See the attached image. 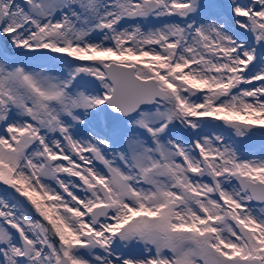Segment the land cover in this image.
<instances>
[{"label": "snow or ice", "instance_id": "6c2138e0", "mask_svg": "<svg viewBox=\"0 0 264 264\" xmlns=\"http://www.w3.org/2000/svg\"><path fill=\"white\" fill-rule=\"evenodd\" d=\"M257 137L264 0H0V264H264Z\"/></svg>", "mask_w": 264, "mask_h": 264}, {"label": "rangeland", "instance_id": "374dc122", "mask_svg": "<svg viewBox=\"0 0 264 264\" xmlns=\"http://www.w3.org/2000/svg\"><path fill=\"white\" fill-rule=\"evenodd\" d=\"M148 26H151L150 24ZM219 123V122H217ZM254 147L249 149L244 150V155L246 158H252L253 156L255 157H260L263 155L264 152L261 151L260 143H259V138L257 137L256 140L254 141ZM0 194H3V189L0 188Z\"/></svg>", "mask_w": 264, "mask_h": 264}, {"label": "bare ground", "instance_id": "6f19581e", "mask_svg": "<svg viewBox=\"0 0 264 264\" xmlns=\"http://www.w3.org/2000/svg\"><path fill=\"white\" fill-rule=\"evenodd\" d=\"M263 155H264V153H263Z\"/></svg>", "mask_w": 264, "mask_h": 264}]
</instances>
